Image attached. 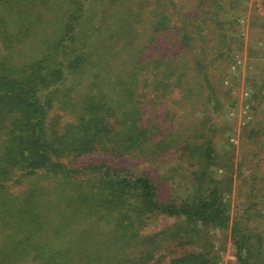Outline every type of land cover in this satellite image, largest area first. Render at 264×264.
Instances as JSON below:
<instances>
[{
	"label": "trees",
	"instance_id": "obj_1",
	"mask_svg": "<svg viewBox=\"0 0 264 264\" xmlns=\"http://www.w3.org/2000/svg\"><path fill=\"white\" fill-rule=\"evenodd\" d=\"M167 1L0 0V264H215L193 251L163 263L165 232H146L158 214L225 226L214 189L178 202L147 169L108 159L151 162L173 148L174 172L208 154L214 129H235L205 110L238 99L230 65L242 37L226 10L239 0ZM253 84L254 114L264 83ZM169 97L201 140L169 130ZM93 153L108 161L83 162ZM232 234L239 264L263 262Z\"/></svg>",
	"mask_w": 264,
	"mask_h": 264
},
{
	"label": "rangeland",
	"instance_id": "obj_2",
	"mask_svg": "<svg viewBox=\"0 0 264 264\" xmlns=\"http://www.w3.org/2000/svg\"><path fill=\"white\" fill-rule=\"evenodd\" d=\"M190 1L192 2H182L190 5ZM238 2V8L226 10V15L231 20L234 19L229 31L234 32L237 37H242L241 41L237 42L238 52L233 61L235 64L230 65L232 71L238 72L239 80L234 82L231 89L238 99L232 104L227 102L223 110L217 108L214 112L211 107H206L205 110V113L211 114L216 121L235 120V129L231 132L224 128L226 126L214 129L212 134L210 133L212 143L208 154L200 149L195 154L186 156L181 168L176 162L179 170L174 172L169 168L172 159L177 155L173 148L166 157L163 155L151 162H144V159L134 156L116 159L108 156L116 166L131 168L133 171L147 169L154 178L156 175L157 181L159 180L161 194H169L167 196L178 202L180 199L200 198L211 189H214L224 202L228 217L225 226L218 222H203L201 219L189 221L184 216L153 215L146 232L155 233L154 235L165 232L164 236H156L158 242L163 245L157 253L163 263H168L172 257L193 251L208 253L210 261L215 264H239L232 234L234 227L237 233L244 235L247 241L255 245V251L263 260L261 264H264V109L260 106L262 111L253 114L249 108L250 96L254 87L257 88L253 84L254 81L264 83V2ZM215 26L218 27L216 22L208 28L207 37L215 36ZM254 62L259 64L256 69L253 68ZM261 91L264 95V90ZM169 98L168 103L172 107L170 111L179 113V117H173L168 126L169 130L172 133L190 135L188 138L194 140L193 142L201 140L200 137H195L198 127L186 128L187 116L190 113L182 117L173 98ZM199 108L190 110H196L195 112L201 115L203 112L197 110ZM241 124L245 126L241 128ZM96 159L107 160V155L88 154L83 157V162L90 163ZM164 172L166 177L162 178ZM171 231L176 234L171 236Z\"/></svg>",
	"mask_w": 264,
	"mask_h": 264
}]
</instances>
